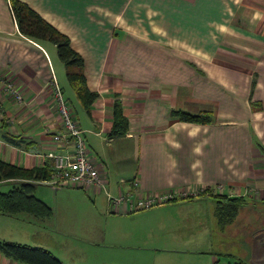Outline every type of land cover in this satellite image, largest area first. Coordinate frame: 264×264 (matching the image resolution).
<instances>
[{
	"label": "crops",
	"instance_id": "0c3cea01",
	"mask_svg": "<svg viewBox=\"0 0 264 264\" xmlns=\"http://www.w3.org/2000/svg\"><path fill=\"white\" fill-rule=\"evenodd\" d=\"M22 1L69 36L71 46L84 59L87 85L99 93L91 115L75 92L77 102L64 98L70 100L85 130L100 183L43 184L53 194L45 188L36 196L51 207V214L40 218L27 212H0V240L46 248L64 264H133L137 258L144 259L135 251L150 249L195 255L194 260L190 258L194 264H213L221 257L226 264H238L237 259L246 264L243 253L230 254L229 236L222 231L217 204L209 195L177 198L131 212L124 204L112 202L127 192L144 197L220 183L224 194L237 196L234 188L264 187V154L257 146H264V42L251 49L253 42L244 40L251 52L248 56H262V60L242 62L254 69L261 63L251 92L261 108L252 111L248 103L252 72L242 73L244 66L219 70L221 62L213 58L220 31L211 26L205 31L207 21L230 18L234 3ZM256 4L264 9L262 0ZM14 21L9 0H0V159L26 168L40 167L47 161L42 154L56 147L49 130L60 125L52 78L64 95L59 58L53 43L30 39ZM245 34L252 40L264 39L250 31ZM189 48L195 54L183 58ZM225 65L238 66L229 61ZM198 69L221 80L182 79L196 76ZM6 80L22 93L21 102L1 89ZM115 99L121 101L129 128L124 136L108 139ZM197 104L211 106V123L181 121L170 115L171 108L192 111ZM116 174L124 177L117 179ZM65 188L71 192L62 193ZM262 199L244 197V203L264 205ZM0 264L26 263L0 252Z\"/></svg>",
	"mask_w": 264,
	"mask_h": 264
},
{
	"label": "trees",
	"instance_id": "16d2710c",
	"mask_svg": "<svg viewBox=\"0 0 264 264\" xmlns=\"http://www.w3.org/2000/svg\"><path fill=\"white\" fill-rule=\"evenodd\" d=\"M9 8L23 35L37 42L48 41L55 45L57 56L65 67L69 85L86 113L91 115L92 104L99 93L96 90H91L87 85L84 59L71 46L69 36L46 21L25 1L9 0ZM73 113L76 119L74 110ZM111 114L112 126L106 134L107 138L124 136L129 128V121L119 99L114 100ZM170 115L181 121L196 123H210L213 119L209 113L206 117H201L198 113L184 109H171ZM257 146L264 154V146L260 143H257ZM51 172L52 162L48 159L40 167L32 168L22 167L0 159V183L7 181L10 184L7 190H0V212L6 214L27 212L40 218L49 216L51 207L34 194V189L39 184H45L42 181L38 182L37 179H48ZM218 196H220L216 200L218 220L221 224H227L237 214L238 207L243 205L244 198ZM0 252L26 264H64L50 250L40 246L0 240ZM246 264L249 263L246 262Z\"/></svg>",
	"mask_w": 264,
	"mask_h": 264
},
{
	"label": "rangeland",
	"instance_id": "374dc122",
	"mask_svg": "<svg viewBox=\"0 0 264 264\" xmlns=\"http://www.w3.org/2000/svg\"><path fill=\"white\" fill-rule=\"evenodd\" d=\"M231 1L234 3V6H235V9L231 17L230 18L228 17L227 19H223V21L221 22L220 21H207L208 26H205V31H209L210 26L216 27L220 31L219 36L217 37V41H219L218 46L214 48L215 58H213V61L221 62V64L217 63L218 65L217 67L219 70L221 71L239 70L240 66H244V68L241 70L242 73L249 74V72H252L250 77L253 82L250 81L251 91L248 95V103L252 111H258L260 110L261 105L260 103H258V100L256 98L254 99L252 97L251 92H253L255 88V80L258 78L257 70L261 63L259 64L257 63L256 69H254V66H252V64L246 65L245 63L242 64V62L248 61L252 63V58L253 59L258 58L259 60L260 59L262 60V56L261 57L248 56L249 55L248 52L250 49L247 45V42L244 40H250L251 42H253L251 49H255L256 46H259L261 42H264V39L261 41L249 39L248 37H250V35L245 34L247 31H250L256 35H260L264 37V9L257 6L256 1L258 2V0H235V1L231 0ZM262 2H264V0H262ZM229 20L232 22L231 24L227 23ZM258 38L262 39L261 37H258ZM206 42L207 43L209 42V44L213 43L210 40ZM48 44H51V43L48 42ZM202 47L203 46L201 44V48ZM244 51H247V52H244ZM190 52L191 54H195L196 51L192 48H189L188 51H186L183 54L184 55L183 58L188 59L187 57L190 54ZM249 53L251 54V52ZM55 57L58 58L56 52H55ZM57 60H58V65L60 66V76H59L60 82L59 83L64 88V97H68L69 99L74 98L75 102H77V99L75 98V95H74V90L68 84V81L65 75V67L59 59ZM227 61H229L230 63L234 65H238L237 68L232 69V68L227 67L225 65ZM208 69H210V67ZM182 79L184 81H190V80L210 81V83L221 80L219 76H215V75L208 77V73L206 71L202 72L200 70H199V74H197L196 76H192V75L185 76V78H182ZM65 99L69 103L70 108L72 109L71 113H73L74 108H72V104L70 100L67 98ZM176 109H181V108H176ZM189 112L198 113L200 114L201 117H206L207 113L213 116L214 111L213 109H211V106H207L205 104H197V106L194 107L193 110ZM80 120H82L81 117H80ZM85 134H88V133L86 132ZM88 150H89V153H92V150L89 146H88ZM120 177H124V176L117 175V179ZM37 180L38 182H40L41 178ZM132 182H134V180H132ZM136 185L137 184H135V187ZM9 186L10 184L8 183L0 184V190H7ZM45 188H48L50 194H53L54 191L50 189V187H48L47 185H43V184H40L35 187L34 194L36 195L40 192H43ZM238 188H234L237 196L232 195V193L230 192H229L230 194L229 193L224 194L223 187L220 183L216 186H213V185L197 186L188 192L189 194L196 193L199 195L201 194L209 195L214 198L215 202L217 200V197H220L218 195H225V197H242V198L248 197V198H254L256 200L263 198L261 201L262 203L260 204H264V187L246 185L243 187L242 190ZM80 190H83V189H80ZM151 190H155V189H151ZM104 191L106 190L104 189ZM104 191L103 190L101 191L102 200H104V198L106 197L105 195L106 192L104 193ZM70 192H71L70 188L62 189V193H70ZM72 192H75V191H72ZM111 192L114 193V188H113V191ZM150 192H153V191H150ZM161 192H164V190H162ZM87 194L90 195L89 192H87ZM113 196H116V195H113ZM247 223L248 225L246 227H243L244 224H247ZM220 226L224 228L222 231L225 230L226 231L225 234L229 236L226 239V241L229 244H231L229 248V250L231 251L230 254H234V253L242 254L243 253V255L246 257L245 258L246 261L248 262V258L250 256L251 243L253 242V239L256 236V234L261 232V230H258V229L264 226V205H255L254 207H251V204L243 203L242 206L238 207L237 214L235 215V217L227 224L220 223ZM218 245H221V243H218ZM239 246L241 247L240 249H242L241 251L238 250ZM135 252L142 254L144 259L137 258L133 264H184V263L194 264V263H191L190 260L191 259L194 260L195 258L194 257L195 255L194 256L188 255V253H177L174 251L161 250V249H158V250L150 249V250L135 251ZM133 255H136V254H133ZM172 257H174V259ZM186 257H189V260H186L185 259ZM220 259H222V257ZM220 259L218 258L217 260H220ZM237 260L238 261H236V263L238 264L242 263L241 259H237Z\"/></svg>",
	"mask_w": 264,
	"mask_h": 264
},
{
	"label": "built area",
	"instance_id": "2783aa9c",
	"mask_svg": "<svg viewBox=\"0 0 264 264\" xmlns=\"http://www.w3.org/2000/svg\"><path fill=\"white\" fill-rule=\"evenodd\" d=\"M54 97L60 125L57 130H49L55 148L43 153L45 160L52 162V172L48 179L41 180L53 186H86L100 183L97 167L91 160L88 144L84 137V130L71 113L72 109L64 98L61 88L53 77ZM1 89L12 93L18 102L23 100L21 92L17 91L11 81L1 83ZM133 184H137L134 180ZM188 190H170L163 194L149 193L144 197L134 196L132 192L120 195L113 199L114 205L124 204L128 211L147 209L154 205L168 202L177 198H188L199 194H189ZM188 192V193H187ZM133 197V198H132ZM213 264H226L216 260Z\"/></svg>",
	"mask_w": 264,
	"mask_h": 264
},
{
	"label": "water",
	"instance_id": "95a60500",
	"mask_svg": "<svg viewBox=\"0 0 264 264\" xmlns=\"http://www.w3.org/2000/svg\"><path fill=\"white\" fill-rule=\"evenodd\" d=\"M259 230L250 246L249 264H264V226Z\"/></svg>",
	"mask_w": 264,
	"mask_h": 264
}]
</instances>
